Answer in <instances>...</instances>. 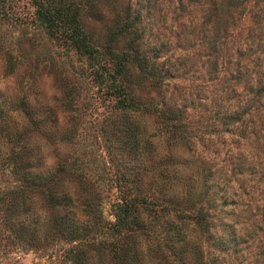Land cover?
<instances>
[{
	"label": "rangeland",
	"instance_id": "rangeland-1",
	"mask_svg": "<svg viewBox=\"0 0 264 264\" xmlns=\"http://www.w3.org/2000/svg\"><path fill=\"white\" fill-rule=\"evenodd\" d=\"M54 1L76 10L93 56L51 35L32 0H0V56L29 81L19 96L0 94V264H69L74 246L38 242L35 213L21 210L2 117L22 101L52 109L54 124L38 128L49 136L30 141L46 140L56 166L70 167L61 183L73 196L94 197L106 221L119 193L144 197L142 264H264V108L247 113L257 101L246 86L264 81V0ZM120 57L125 104L112 91ZM45 77L59 95L45 93ZM100 251L94 259L115 264Z\"/></svg>",
	"mask_w": 264,
	"mask_h": 264
},
{
	"label": "trees",
	"instance_id": "trees-1",
	"mask_svg": "<svg viewBox=\"0 0 264 264\" xmlns=\"http://www.w3.org/2000/svg\"><path fill=\"white\" fill-rule=\"evenodd\" d=\"M229 1L233 4L234 1L239 0ZM32 2L37 18L47 27L51 35L68 43L81 54L94 55L96 48L88 39L73 7L57 4L54 0H32ZM115 72L118 77L112 82V91L118 100L125 104L127 98L130 99L131 96L127 84V71L121 57L116 61ZM246 86L252 92L247 101L250 103L257 101L252 104L253 107L247 109V113H251L252 109H263L264 81L257 77L255 82H247ZM13 111L10 108L3 113L2 119L7 141L11 145L9 155L13 158V154H16L20 162L21 210L25 213H35L34 231L37 241L44 244L45 240L72 242L74 246L67 252L69 264H102L99 259L93 257L94 251L99 250L110 254L115 264H142L137 258V250L134 247L135 229L142 223L138 211L139 206L145 203L144 197H141L140 193H119L111 203L113 220H104L98 204L94 205L92 201L94 197L89 196L90 194L73 196L61 183L65 174L70 173V167L66 165L45 167L40 147L30 141L32 131L40 132L39 134L44 136L47 133L42 132L44 133L42 134L38 128L50 129V125L54 124L52 109L42 106L34 109L27 101H22L19 103V111L16 115ZM20 111L24 112L23 119L17 118ZM237 117H239L238 113L235 118ZM30 125L33 129L28 127ZM133 140L136 142L137 137ZM35 193H39L45 201L48 214L44 217L40 215L32 201V195ZM76 207L82 211L79 212Z\"/></svg>",
	"mask_w": 264,
	"mask_h": 264
},
{
	"label": "clouds",
	"instance_id": "clouds-1",
	"mask_svg": "<svg viewBox=\"0 0 264 264\" xmlns=\"http://www.w3.org/2000/svg\"><path fill=\"white\" fill-rule=\"evenodd\" d=\"M44 79V86L43 90L47 93L50 97L59 95V90L50 91L48 88V79L49 77H45ZM29 81L23 78V72H16L12 71L9 72L7 70V57L0 56V94L9 97H16L19 96L20 91L23 88L28 87ZM130 115L134 121H136L140 126L147 128L149 131H152L156 127H158V122L155 118L151 116V114L145 113L148 119L147 121L141 120L137 117L136 111L130 112ZM39 147L41 152L45 155V164L48 167H55L57 164L56 157L49 155L52 152V146L46 140L38 141ZM32 201L34 205L38 208L39 213L42 217L48 214V210L45 207V201L43 197L39 193H35L32 195ZM148 249V242L145 240H141V251H147Z\"/></svg>",
	"mask_w": 264,
	"mask_h": 264
}]
</instances>
